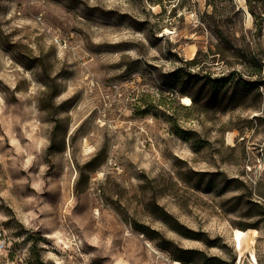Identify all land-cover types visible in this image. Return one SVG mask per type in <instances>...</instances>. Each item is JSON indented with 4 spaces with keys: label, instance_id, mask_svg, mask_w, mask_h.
<instances>
[{
    "label": "rangeland",
    "instance_id": "obj_1",
    "mask_svg": "<svg viewBox=\"0 0 264 264\" xmlns=\"http://www.w3.org/2000/svg\"><path fill=\"white\" fill-rule=\"evenodd\" d=\"M0 96V264H264V0H0Z\"/></svg>",
    "mask_w": 264,
    "mask_h": 264
},
{
    "label": "bare ground",
    "instance_id": "obj_2",
    "mask_svg": "<svg viewBox=\"0 0 264 264\" xmlns=\"http://www.w3.org/2000/svg\"><path fill=\"white\" fill-rule=\"evenodd\" d=\"M248 15H249V18L252 19V16H250L249 13H248ZM183 104L186 106H191V104H192L191 98L189 96L183 97ZM3 106H4V101H3L2 97L0 96V111L2 110ZM6 131H7L8 136H10L12 143L15 144L16 146H19L20 150L22 152H24L25 157H26L25 158L26 159V161H25L26 166H31L32 165V160H31V158H32V147H33L32 143H31V145L29 144L26 148H22V147H20L19 140L17 139L15 132L13 130H11L10 125L7 126ZM39 147H40V142L38 140L36 143V149L38 150ZM94 215L96 216V218H99L98 210H95ZM257 235H258V231L255 229H247V230L234 229L233 240L235 242L236 250L242 254L244 251L245 241H247L248 239H250L249 237H251V239H250L251 244H254L256 242ZM252 257L255 261H257V258H256L254 251H252ZM175 264H184V263H181L179 261H175Z\"/></svg>",
    "mask_w": 264,
    "mask_h": 264
},
{
    "label": "trees",
    "instance_id": "obj_3",
    "mask_svg": "<svg viewBox=\"0 0 264 264\" xmlns=\"http://www.w3.org/2000/svg\"><path fill=\"white\" fill-rule=\"evenodd\" d=\"M197 63V58H195L194 60H192V61H188V65H194V64H196ZM233 75H234V73H232L230 76H224V77H222L221 79H219V80H217L218 82H216V87H218V86H220V85H225V84H227L229 81H231V78L233 77ZM93 168H91V170H92ZM89 179V178H88ZM76 191H77V193L78 194H81V193H83V192H85L86 191V189H83L82 188V184H81V182L79 181V182H77V184H76ZM178 259H183V258H178Z\"/></svg>",
    "mask_w": 264,
    "mask_h": 264
}]
</instances>
